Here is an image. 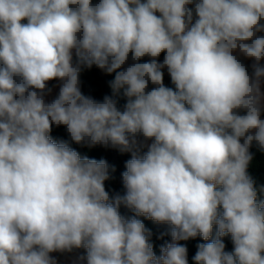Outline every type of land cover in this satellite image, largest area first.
<instances>
[{
  "label": "clouds",
  "instance_id": "clouds-1",
  "mask_svg": "<svg viewBox=\"0 0 264 264\" xmlns=\"http://www.w3.org/2000/svg\"><path fill=\"white\" fill-rule=\"evenodd\" d=\"M258 33L264 0H0V264H57L50 253L79 248L87 264H188L176 242L208 241L214 226L195 264H264V199L247 172L253 142L264 151ZM93 65L115 73L123 110L82 94ZM52 80L59 94L46 102ZM53 125L130 152L125 194L110 200L107 162L54 140ZM141 136L152 141L143 155ZM139 216L171 226L159 257Z\"/></svg>",
  "mask_w": 264,
  "mask_h": 264
},
{
  "label": "trees",
  "instance_id": "trees-1",
  "mask_svg": "<svg viewBox=\"0 0 264 264\" xmlns=\"http://www.w3.org/2000/svg\"><path fill=\"white\" fill-rule=\"evenodd\" d=\"M98 0H93V3H97ZM190 8H194V5H189ZM159 15V13H157ZM195 20V15H194ZM26 22V21H25ZM260 35H264V33H259ZM164 53L161 54L160 57H164ZM131 57V56H130ZM75 56L73 57L75 61ZM150 61V57H144L141 62ZM241 61V60H240ZM243 63V62H242ZM249 73L251 74L252 68L251 65H247L243 63ZM263 65V64H261ZM123 70V69H121ZM119 71V70H118ZM115 73H103L102 69L97 68L95 65L91 69H83L80 74V90L83 95L90 96L96 100H102L105 95L112 96L117 101V107L123 110L125 104L127 103V97L123 94V89H121L118 93H113V90L110 86V82L114 80ZM163 82L166 87H170L175 90V85L171 81L170 74H163ZM154 87L151 83H149V89L151 90ZM240 115H245L246 110L240 109L238 110ZM261 119H264V109L261 112ZM51 137L57 142L63 140L67 141L69 146L76 150L81 157H88L89 159H95L97 161L104 160L108 165L109 179L104 182L105 190L108 192L110 200L117 195H124L126 189L124 188L122 174L126 171V162L132 158L130 152H121L119 148L104 145H95L89 146L87 144H76L71 141L70 136L66 130L65 126H55L53 125L52 131L50 133ZM139 140H144L141 136L138 138ZM145 141V140H144ZM151 143V140H148ZM243 142V141H241ZM147 151V145H143L140 150V154L143 155ZM252 154V160L248 165L247 172L249 176L253 179L255 187L258 192V199H264V192H261L260 189L264 188V151H261L259 147L253 142L252 146L249 149ZM119 211L122 216L128 218L134 215V212L126 208L124 205H121ZM140 219L145 228L151 233L149 236V242L153 246V251L157 257L161 255V248L168 243H172V238L170 235L171 226L168 224H159L146 216L137 217ZM217 231V227H213V236L205 241L200 235H197L195 238H190L187 241H179L178 244L184 245L187 248V260L188 264H195L193 257L195 256L198 245L201 243H209L212 239L215 238ZM225 243V251L232 252L234 250V245L231 240L230 235H226L223 238ZM66 253H77L80 254L81 257H86V249L79 248L73 249L72 251L65 252H53L50 253V256H59L64 255ZM67 264V263H62Z\"/></svg>",
  "mask_w": 264,
  "mask_h": 264
},
{
  "label": "rangeland",
  "instance_id": "rangeland-1",
  "mask_svg": "<svg viewBox=\"0 0 264 264\" xmlns=\"http://www.w3.org/2000/svg\"><path fill=\"white\" fill-rule=\"evenodd\" d=\"M258 35H260V34L258 33ZM233 54L236 55L238 57V59L241 60V62H243V63H245L247 65H252L254 63L253 59L243 56V54H241L238 50L236 52H234ZM74 56H75V51L73 52V57ZM157 59H158V62L162 63L164 57H159ZM150 60H151V58H150ZM132 62L133 61L131 60V57H129V60L126 62V64L123 66V68H126ZM260 63L264 65V60H261ZM102 71H103V73H106L105 70H102ZM162 72H163L164 75H168L169 74L167 68H163ZM60 86H61V81H59V80H52V81H49L47 83V87L51 88L52 91L45 96L46 102H51L53 99L56 98V96L59 94ZM261 92L264 93V81H262V84H261ZM262 103H264V101H262ZM140 142L143 145L151 144L148 141H144V140H140ZM80 257H81L80 254H77V253H66L64 255H59V256L55 255V256H53V258L56 259L57 264H62V263L82 264L83 261L80 259Z\"/></svg>",
  "mask_w": 264,
  "mask_h": 264
},
{
  "label": "crops",
  "instance_id": "crops-1",
  "mask_svg": "<svg viewBox=\"0 0 264 264\" xmlns=\"http://www.w3.org/2000/svg\"><path fill=\"white\" fill-rule=\"evenodd\" d=\"M176 243H179V241H177ZM83 261V262H82ZM81 262H82V264H87V261H86V259H84V260H82Z\"/></svg>",
  "mask_w": 264,
  "mask_h": 264
}]
</instances>
